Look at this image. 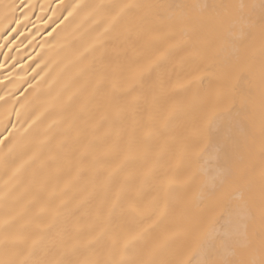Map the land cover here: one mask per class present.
Masks as SVG:
<instances>
[{
	"label": "snow or ice",
	"instance_id": "6c2138e0",
	"mask_svg": "<svg viewBox=\"0 0 264 264\" xmlns=\"http://www.w3.org/2000/svg\"><path fill=\"white\" fill-rule=\"evenodd\" d=\"M0 264H264V0H0Z\"/></svg>",
	"mask_w": 264,
	"mask_h": 264
},
{
	"label": "bare ground",
	"instance_id": "6f19581e",
	"mask_svg": "<svg viewBox=\"0 0 264 264\" xmlns=\"http://www.w3.org/2000/svg\"><path fill=\"white\" fill-rule=\"evenodd\" d=\"M209 163H211V162H209Z\"/></svg>",
	"mask_w": 264,
	"mask_h": 264
}]
</instances>
